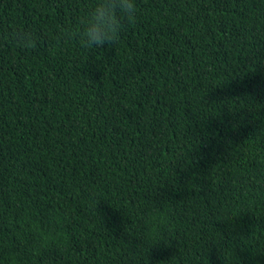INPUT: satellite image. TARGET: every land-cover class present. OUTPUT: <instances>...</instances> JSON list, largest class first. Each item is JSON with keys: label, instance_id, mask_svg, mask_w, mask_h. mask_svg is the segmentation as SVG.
Returning a JSON list of instances; mask_svg holds the SVG:
<instances>
[{"label": "trees", "instance_id": "16d2710c", "mask_svg": "<svg viewBox=\"0 0 264 264\" xmlns=\"http://www.w3.org/2000/svg\"><path fill=\"white\" fill-rule=\"evenodd\" d=\"M0 0V264H264V0Z\"/></svg>", "mask_w": 264, "mask_h": 264}, {"label": "clouds", "instance_id": "9594fccd", "mask_svg": "<svg viewBox=\"0 0 264 264\" xmlns=\"http://www.w3.org/2000/svg\"><path fill=\"white\" fill-rule=\"evenodd\" d=\"M136 13L135 0H97L80 21V42L88 47L115 44Z\"/></svg>", "mask_w": 264, "mask_h": 264}]
</instances>
